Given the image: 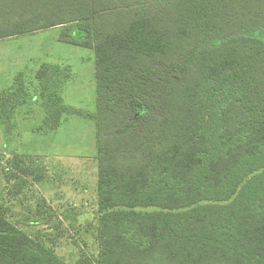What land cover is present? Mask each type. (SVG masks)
Instances as JSON below:
<instances>
[{"label":"trees","instance_id":"16d2710c","mask_svg":"<svg viewBox=\"0 0 264 264\" xmlns=\"http://www.w3.org/2000/svg\"><path fill=\"white\" fill-rule=\"evenodd\" d=\"M58 26L95 58L97 254L75 264H264V0H0V39ZM70 77L42 62L31 94L19 71L0 120L37 99L56 130ZM26 159L14 194L42 179ZM57 245L0 203V264H71Z\"/></svg>","mask_w":264,"mask_h":264},{"label":"rangeland","instance_id":"374dc122","mask_svg":"<svg viewBox=\"0 0 264 264\" xmlns=\"http://www.w3.org/2000/svg\"><path fill=\"white\" fill-rule=\"evenodd\" d=\"M61 28L0 39V91L23 71L32 94L34 73L42 62L71 69L60 88L70 110L55 131H41L44 110L37 99L16 110L15 127L0 120V203L19 228L31 237L53 238L56 252L75 264L81 252L90 262L97 254L95 126L85 115L96 107L95 58L91 48L61 41ZM19 155L31 160L42 179L26 177L21 192L14 194L17 183L9 181L4 170L9 168L6 159Z\"/></svg>","mask_w":264,"mask_h":264},{"label":"crops","instance_id":"0c3cea01","mask_svg":"<svg viewBox=\"0 0 264 264\" xmlns=\"http://www.w3.org/2000/svg\"><path fill=\"white\" fill-rule=\"evenodd\" d=\"M2 90V89H1ZM14 121V120H13ZM14 124H15V122H14ZM43 124V118H42V120H41V124L39 125V127L41 126ZM16 126V125H15ZM55 131V130H54Z\"/></svg>","mask_w":264,"mask_h":264}]
</instances>
